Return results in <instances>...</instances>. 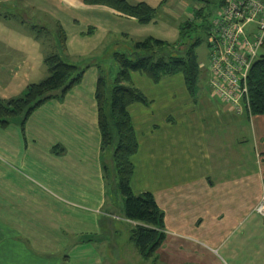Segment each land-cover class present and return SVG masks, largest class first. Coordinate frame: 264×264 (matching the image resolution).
Masks as SVG:
<instances>
[{
  "label": "crops",
  "instance_id": "crops-1",
  "mask_svg": "<svg viewBox=\"0 0 264 264\" xmlns=\"http://www.w3.org/2000/svg\"><path fill=\"white\" fill-rule=\"evenodd\" d=\"M180 1L131 0L132 3L145 2L156 9L155 18L147 24L104 5H87L83 0H0V5L8 3L13 9H19L23 17L29 15L34 20L36 16L39 20L52 16L57 31L64 33V48L60 43L64 53L69 47L60 18L67 14L77 30L75 34L83 39L95 37L97 44H102L115 32L125 39L135 36L118 28V21L129 22L138 30L162 18L176 27L177 36L173 40L154 38L176 43L180 40L179 25L190 19L183 17V13L189 11L193 16L194 10L201 6L198 0H185V7L181 10ZM13 2H18L17 6ZM76 15L82 18H76ZM0 17L3 18L1 14ZM8 20L5 17L0 26V43L3 44L11 43L7 40L17 41L14 40L15 34L10 37L6 34L7 30L21 31V27L26 32L24 36H30L29 28L33 32L39 28L20 24L26 17L13 24H7ZM31 37L38 40L34 35ZM260 50L259 57L262 56ZM42 60L44 63V58ZM12 64L0 63V79L16 77L23 69L18 63L16 67ZM44 66L48 72L45 63ZM89 66L84 67L85 73L93 71L96 66V80L100 71L108 76L99 64ZM177 75L181 77L177 78ZM168 79L179 80L183 88L173 90L170 86L163 92L158 86ZM96 80L91 89L93 99ZM82 81L83 78L64 97H52L37 108L50 106L54 101L56 111L48 113L31 133L28 121L37 109L26 118L22 116L24 134L20 142L0 136V264H127L129 252L118 254L115 263H109L103 256L101 249L104 245L101 247V244L104 236L100 221L104 217L96 218L98 227L93 229L92 221L88 226L89 221L83 219L75 200L87 195L79 192L75 185L67 186L60 178L61 174L64 178L75 174L73 179L79 180L75 182L88 184L99 192L98 213L106 214L109 210L110 184L106 178V161L103 160L107 151L101 148L96 104H87L84 92L79 89ZM129 84L142 91L150 101L148 105L135 102L127 108L138 141V150L131 157L134 170L130 187L134 194L150 192L153 195L164 214L165 238L153 256L140 255L131 239V230L137 222L125 218L123 205V220L129 223H126V240L134 244L141 258H152L153 264L157 263V252L169 237L175 239L172 241L174 251L183 248L186 254H190V260H183L187 264H203L205 259V264H264V218L253 212L264 195V115H251L247 108L240 112L232 110L211 95L208 83L203 104L194 106L190 101L195 99V94L188 93L179 73L164 76L155 83L139 72H131ZM175 92H179V99L173 98ZM5 100L8 98H0V101ZM68 118L69 122H66ZM55 121L59 128L62 122L66 123L70 135L53 130ZM0 127L5 126L0 124ZM40 160L49 166L47 169L42 166L45 168L42 169L43 176L49 181L52 175L55 182H49L47 187L35 180L32 165H38L36 163ZM90 160L95 161L94 171L91 169L93 164L88 166ZM85 166L93 173L84 172ZM58 176L64 183L58 181ZM114 189L117 190L116 179ZM118 231L116 228L111 233ZM77 234L82 235L75 243L81 245L73 244L68 249V239ZM94 239H98L99 247L91 246L95 245ZM87 240L90 244L85 246ZM195 243L206 248L202 262L200 249ZM75 254L79 257L74 263L72 256Z\"/></svg>",
  "mask_w": 264,
  "mask_h": 264
},
{
  "label": "trees",
  "instance_id": "trees-1",
  "mask_svg": "<svg viewBox=\"0 0 264 264\" xmlns=\"http://www.w3.org/2000/svg\"><path fill=\"white\" fill-rule=\"evenodd\" d=\"M201 6L193 16L179 25L180 40L169 43L154 37H147L133 44L130 51L114 52L113 60L118 71L108 80L100 71L97 77L94 101L97 109V126L100 132L101 148H113L111 166L115 170L116 188L124 200V216L137 222L131 230V239L143 257L154 255L165 238L164 214L150 192L134 194L130 187L133 175L131 157L138 150V141L132 124L128 106L135 102L148 105L147 97L129 84L130 73L139 72L152 82L162 77L181 74L190 95L196 92L201 69L196 55V47L202 35H208L211 27L212 8L217 10L223 0H198ZM87 5H104L124 15L134 17L139 23L147 24L156 16V9L145 2L132 3L131 0H83ZM61 45L64 48V33L60 30ZM49 75L37 83L29 84L24 92L14 98L0 101V124L6 126L9 119L26 118L44 101L59 98L78 84L85 68L69 63L52 53L44 58ZM249 113L264 115V55L253 64L248 77ZM59 91L58 95L54 93ZM106 168V167H105Z\"/></svg>",
  "mask_w": 264,
  "mask_h": 264
},
{
  "label": "rangeland",
  "instance_id": "rangeland-1",
  "mask_svg": "<svg viewBox=\"0 0 264 264\" xmlns=\"http://www.w3.org/2000/svg\"><path fill=\"white\" fill-rule=\"evenodd\" d=\"M169 1L172 2V0H168V2ZM175 1L178 2V0ZM187 1L188 0H186V2ZM186 2L185 0H181L180 3H178L179 5H181L179 7L181 10L183 7H185ZM13 3H16L17 6L18 2H13ZM212 11L213 13L211 19L215 15L217 10H215V7H213ZM187 12L188 13H183L182 16L186 18H192L191 12L189 11ZM0 14L3 16V18L0 17V26L3 25L2 23L5 17L9 19L8 21H6L7 24H13L14 21L21 22V20H24V17H26V20H24L23 23L21 22L20 24H25V25L27 24L30 25L31 27L37 25V27H39L37 30H35V32L31 31L32 29L29 28L28 32H31L30 36L28 34H26L27 36H24L23 33L25 32V30L21 27L20 30L23 32L19 30H17L16 32L11 30L9 32L7 30L6 34L9 37L11 34H12L11 36L15 34L16 37L14 40L17 41L7 40V41H11V43L10 42L6 44H3L2 42L0 43V63L2 64L6 62L14 63L12 64L13 65L12 67H16V64L18 63V65L23 67V69L17 73L16 77H12L9 80H6L4 78L0 79V81H3V83L0 84V98H8V99L11 97L13 98L17 97L26 88L28 84L37 83L48 75V72L44 66L42 59L49 54L57 53L65 57L64 58L65 61L78 65L81 68H84L87 65L90 66H92L93 64L96 65L97 63L102 68L105 69V71L108 74L107 76L108 80L111 81V79L118 71V65L113 60L112 57L114 52L130 51L131 48L133 47V43L144 37L153 36L157 38L173 40L177 36L176 27L173 26L170 22L164 20L163 18L156 23L148 24L142 26L141 28L139 27L140 29L138 30H135L133 25L129 22L118 21L116 22V26L118 28L124 31L131 32L135 36H133V38L125 39V37L122 38L121 34L117 35L118 32H115L114 34H111V36H109L108 39L104 41L102 44H97L96 43L97 38L95 37H88L83 39L80 37L79 34H75L77 30H75L76 28L72 26V18H70L68 16L69 14H67L63 18H60L64 24L63 28L66 32L67 45L69 47L67 51L63 53V51L60 48V43H61L60 33L57 31V27L54 24V20L52 19V16H45L43 20H39L37 16H36V20H34L33 17L31 18L29 15L23 17V14L19 9L16 10L13 9L8 3L6 5H0ZM75 17L80 18L81 16L76 15ZM13 18H15L16 20H13ZM85 28L86 27H81V29H85ZM0 34H1V27H0ZM32 35L36 36L38 40L35 41L34 39H32L31 37ZM201 38H202L201 43L196 47L197 60L200 65L201 75L196 85L195 99L190 101V103H192L194 106H200L201 104H203V99L204 97H206V94H208L207 83H208L209 75L207 71V66H208L207 37L206 35H202ZM97 45L98 47L95 48ZM260 53L264 55V45L261 48ZM79 54L81 55L79 56ZM21 60H23V62ZM26 67L28 69H26ZM95 68L96 66H94L93 71L89 70L85 73V76L83 77V81H82V87H79V89H81L84 92V100L86 101V103L89 104L94 102V105H95V101L91 94V89L96 80ZM180 77H181L180 75H177V78ZM169 80L170 79H168V81L163 83L161 86H158L163 89V92H165L168 87L170 88V86H172L173 90H178V88L180 87L183 88L182 83H180L179 80L175 81L171 79L172 82ZM173 95H174L173 96L174 99H179L180 97L179 92L178 93L175 92L173 93ZM74 101L75 99L73 100V102ZM53 104H55L54 101L50 106L47 107L42 106L41 108L37 109V111L33 114L32 117H30V120L28 121V128L30 130V133L34 130L36 124H41L45 120L48 113L50 112L53 113V111H56L55 105ZM255 118L256 117H253L252 120H255ZM11 119L13 120H11L8 127L7 126L3 128L0 127V136L2 135L4 137H7L8 140H13V141H15V139H18V141L20 142L21 141L20 138L23 137L24 134L21 124L22 115L18 117H13ZM68 120L69 118L66 120V122ZM58 124L59 123L58 122L56 123V121L53 122V126H52L53 130H57L58 132L61 133V135L65 134L69 136L70 135L69 126H67L66 123L62 122L63 125L62 126L60 125L59 128ZM6 132H8V135L6 134ZM38 133L41 134L40 131H38ZM106 151L107 153L104 155L103 160L106 161L105 164L106 178L110 184L108 186V192H109L108 202H110V205L107 207L109 208V210H106L107 211L106 214H104L105 212H101V215L98 213L99 208H97V204L100 199L98 196L99 192L96 189L92 190L91 186L85 183H77L79 182V180H74L72 177V175L75 174L66 175L65 178L64 175L61 174L60 178L63 179V181H65V184H67V186H70L71 184L75 185L79 192H82L83 194L87 195V196H83L80 199H77L78 198L77 197L75 198V200L76 202H78L80 207L77 208V210L82 214L84 220L89 221L87 223L88 226L91 225V221H92L93 229L96 226L98 227L96 223L97 222L96 218L104 217L102 221H100V227H102L103 236L106 238L103 237L102 239L101 247L102 245H104V247H102L101 250L104 254L103 256L108 260L109 263L117 262L118 254L120 256L122 252H124L125 254L129 252L130 257L129 258L126 257V259L128 260V261L126 260L127 264H153L152 258L150 259L141 258L138 255L134 244L129 243L126 240L127 229H128V225L126 223L128 222L124 223L125 222L123 220L124 216L122 215L124 200L120 192L118 190L115 191L114 189V179H116V177L114 172L115 170H113L111 166V156H112L113 148H109ZM37 162L38 163L36 164L38 165H32L35 170L34 172L35 180L45 187H47L49 182L55 183L54 179L52 178V175L50 176L51 178L49 179V181L47 176H43L44 173L43 170L45 169L43 167H46L47 169L49 168V166L45 165L41 160ZM40 164L41 166H39ZM92 164L93 167L91 169L94 171L95 169L94 160L93 161L90 160L88 166ZM86 166L84 167L83 171L88 173H93ZM58 181L64 183L62 180H59V176H58ZM97 200L98 202H96ZM108 215L110 216V218H108L107 220L106 217ZM116 228H118L119 231L111 233V231L116 230ZM114 233L115 235H113ZM81 235L82 234H77L72 236L71 239H68V249L73 244L78 246L81 245V244L80 245L76 244L78 243V240ZM100 238H102V236ZM173 240L175 239H172L170 237L167 238L165 242V246L164 247L162 246V248H160L161 250L157 252L159 258L156 264H179V263L187 264L183 260L191 259L189 258L190 254H186L183 248L182 249L180 248L178 251H174V249L172 248ZM3 241L5 242V239ZM93 241L95 245L93 244L91 246L94 247L97 245L99 247V244L97 243L98 239H94ZM89 242H90L89 240L85 241V246L90 244ZM195 246H197L196 248L200 249V254H201L200 261L202 262L201 260L202 255L206 257V248L196 243ZM132 254L134 255L132 256ZM77 257H79L77 254L72 256L73 261ZM88 257L92 258L93 255H88ZM202 263L205 264L206 259Z\"/></svg>",
  "mask_w": 264,
  "mask_h": 264
},
{
  "label": "built area",
  "instance_id": "built-area-1",
  "mask_svg": "<svg viewBox=\"0 0 264 264\" xmlns=\"http://www.w3.org/2000/svg\"><path fill=\"white\" fill-rule=\"evenodd\" d=\"M264 44V0H223L207 35L208 88L236 112H249L248 77ZM253 212L264 218V195Z\"/></svg>",
  "mask_w": 264,
  "mask_h": 264
}]
</instances>
